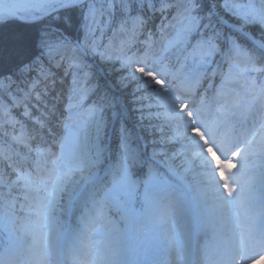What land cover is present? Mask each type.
Returning <instances> with one entry per match:
<instances>
[{
  "label": "snow or ice",
  "instance_id": "snow-or-ice-1",
  "mask_svg": "<svg viewBox=\"0 0 264 264\" xmlns=\"http://www.w3.org/2000/svg\"><path fill=\"white\" fill-rule=\"evenodd\" d=\"M0 264H264V0H0Z\"/></svg>",
  "mask_w": 264,
  "mask_h": 264
}]
</instances>
